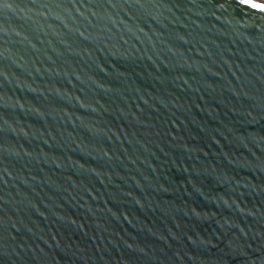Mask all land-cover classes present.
<instances>
[{
	"label": "water",
	"instance_id": "1",
	"mask_svg": "<svg viewBox=\"0 0 264 264\" xmlns=\"http://www.w3.org/2000/svg\"><path fill=\"white\" fill-rule=\"evenodd\" d=\"M0 264H264V4L0 0Z\"/></svg>",
	"mask_w": 264,
	"mask_h": 264
},
{
	"label": "bare ground",
	"instance_id": "2",
	"mask_svg": "<svg viewBox=\"0 0 264 264\" xmlns=\"http://www.w3.org/2000/svg\"><path fill=\"white\" fill-rule=\"evenodd\" d=\"M255 1H257V2H259V3H263V4H264V0H255Z\"/></svg>",
	"mask_w": 264,
	"mask_h": 264
}]
</instances>
